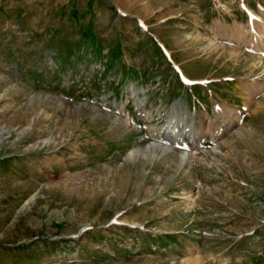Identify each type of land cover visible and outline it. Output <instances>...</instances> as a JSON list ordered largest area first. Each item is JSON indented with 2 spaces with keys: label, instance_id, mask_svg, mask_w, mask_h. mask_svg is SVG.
Masks as SVG:
<instances>
[{
  "label": "rangeland",
  "instance_id": "1",
  "mask_svg": "<svg viewBox=\"0 0 264 264\" xmlns=\"http://www.w3.org/2000/svg\"><path fill=\"white\" fill-rule=\"evenodd\" d=\"M260 48L264 0H0V264H264Z\"/></svg>",
  "mask_w": 264,
  "mask_h": 264
},
{
  "label": "bare ground",
  "instance_id": "2",
  "mask_svg": "<svg viewBox=\"0 0 264 264\" xmlns=\"http://www.w3.org/2000/svg\"><path fill=\"white\" fill-rule=\"evenodd\" d=\"M260 49H262L261 51H259V49L256 51V53L257 54H259V55H261L262 57H264V49L263 48H260ZM185 79V78H184ZM241 88L243 89V91L244 92H246L247 90H246V88H244L243 86H241ZM261 89L262 87H258V89ZM215 115V116H214ZM213 117H212V119H210V124L209 125H211V124H218L219 125V120L220 121H222V122H228L230 119L228 118V116H229V114L228 113H226V110L225 109H223V108H220V109H218L216 112L214 111V113H213V115H212ZM199 120H200V122H202V117H200L199 118ZM201 124H203V122L201 123ZM194 125H195V123H194ZM198 125V124H197ZM219 129H223V128H220L219 127ZM170 139V138H169ZM174 139H170V140H168V141H170L171 142V144H172V141H173ZM180 142V141H179ZM182 142V141H181ZM178 143V142H177ZM166 144H168V146L167 147H169L170 146V143H166ZM155 145V144H154ZM153 146V145H152ZM155 147V146H154ZM151 147V146H149V147H147L146 149H145V151H150V150H159V151H163L164 153L165 152H167V147L166 148H161L160 147V149H159V147L157 148V147ZM168 151H169V148H168Z\"/></svg>",
  "mask_w": 264,
  "mask_h": 264
}]
</instances>
